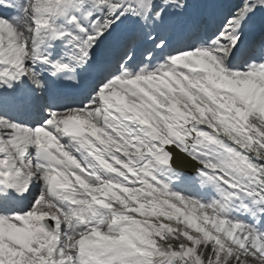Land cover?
<instances>
[{
	"label": "snow or ice",
	"instance_id": "1",
	"mask_svg": "<svg viewBox=\"0 0 264 264\" xmlns=\"http://www.w3.org/2000/svg\"><path fill=\"white\" fill-rule=\"evenodd\" d=\"M0 264H264V0H0Z\"/></svg>",
	"mask_w": 264,
	"mask_h": 264
}]
</instances>
